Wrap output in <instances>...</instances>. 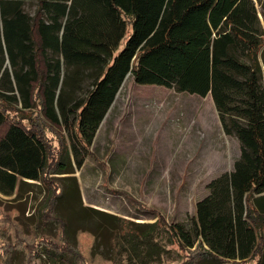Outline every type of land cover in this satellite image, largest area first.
<instances>
[{"label":"trees","instance_id":"trees-1","mask_svg":"<svg viewBox=\"0 0 264 264\" xmlns=\"http://www.w3.org/2000/svg\"><path fill=\"white\" fill-rule=\"evenodd\" d=\"M127 78L209 95L239 155L206 184L187 230L110 216L111 253H124L125 264L158 262L155 232L165 229L193 249L188 263L264 264V31L254 0H0V196L43 192L37 222L15 208L18 224L40 239L24 242L29 256L84 264L57 204H80L75 169ZM48 126L61 138L56 152Z\"/></svg>","mask_w":264,"mask_h":264},{"label":"rangeland","instance_id":"rangeland-1","mask_svg":"<svg viewBox=\"0 0 264 264\" xmlns=\"http://www.w3.org/2000/svg\"><path fill=\"white\" fill-rule=\"evenodd\" d=\"M254 2L264 31V0ZM24 8L33 15L36 5L26 2ZM45 136L58 151L60 135L48 126ZM238 155V141L223 132L209 95L137 85L127 78L89 155L75 169L80 204L62 198L56 212L65 218L67 237L84 264H125L124 253L113 254L108 245L110 216L138 224L162 218L166 224H182L187 230L196 202L207 193L206 184L230 171ZM32 190L15 201L14 196H0V264H22L23 252L30 257L24 242L36 246L40 241L17 221L16 207L23 222L28 223V218L37 222L36 208H42L44 198L41 189ZM44 231L53 233L54 225L45 226ZM155 240L163 252L152 264H191L193 249H181L165 229L156 230ZM13 244L18 250L13 251ZM30 258L31 264H53L43 257ZM213 263L210 259L202 264Z\"/></svg>","mask_w":264,"mask_h":264}]
</instances>
